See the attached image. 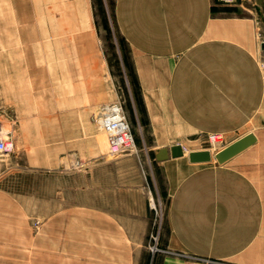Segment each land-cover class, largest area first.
Segmentation results:
<instances>
[{"label":"rangeland","instance_id":"374dc122","mask_svg":"<svg viewBox=\"0 0 264 264\" xmlns=\"http://www.w3.org/2000/svg\"><path fill=\"white\" fill-rule=\"evenodd\" d=\"M115 5L116 0H0L2 9L8 6L17 18L10 24L4 22L10 14L1 15L2 25L14 28L0 29V122L13 142L12 151L0 157V212L4 209L7 216L2 218L9 220L0 221V229L8 223L12 229L3 233L6 238L27 236L14 242L19 264L32 258L39 239L60 264H86L93 258L89 249L102 240L110 250L124 252L125 264H153L175 256L162 250L170 244V175L154 158L160 143L142 139L147 129L138 126L132 112L136 54L120 32ZM257 22L261 25L259 18ZM259 59L264 70V54ZM117 98L134 146L109 153L95 114L100 104ZM63 103L71 111H58ZM83 105L84 111H76ZM74 111L94 119L91 140L98 157L90 163L83 139L79 158L69 153L46 163L45 134L64 128L48 124V117L72 118ZM211 133L217 132L183 139V159L193 149L216 152L231 139L219 133L220 140L212 143ZM98 134L101 143L95 141ZM204 163L218 164L215 159ZM91 217L97 218L92 225ZM66 226L73 230L67 233Z\"/></svg>","mask_w":264,"mask_h":264},{"label":"crops","instance_id":"0c3cea01","mask_svg":"<svg viewBox=\"0 0 264 264\" xmlns=\"http://www.w3.org/2000/svg\"><path fill=\"white\" fill-rule=\"evenodd\" d=\"M3 14H10L5 23L17 21L13 10L0 6V29L14 28L2 25ZM115 15L136 54L132 112L147 129L142 139L160 143L154 151L207 132L231 136L229 143L249 132L256 136L222 164L189 163L184 155L157 161L171 188L170 244L162 250L175 256L153 264H264V0H236L233 7L212 0H116ZM61 106L58 111H71ZM78 112L48 117V124L64 128L45 134L46 163L69 153L79 158L83 139L90 163L98 157L91 140L94 119ZM45 246L44 258L58 264ZM89 250L93 258L86 264H125L124 252L110 250L103 240Z\"/></svg>","mask_w":264,"mask_h":264},{"label":"built area","instance_id":"2783aa9c","mask_svg":"<svg viewBox=\"0 0 264 264\" xmlns=\"http://www.w3.org/2000/svg\"><path fill=\"white\" fill-rule=\"evenodd\" d=\"M222 4H232L236 0H215ZM95 120L98 127L106 134V143L109 153H115L123 148L134 146V138L131 127L127 121L123 103L117 98L114 101L102 103L98 106L95 114ZM219 133H211L209 139L212 143L220 140ZM13 149V142L9 135V131L5 130L0 122V157L7 155ZM80 166V162L76 161L75 166Z\"/></svg>","mask_w":264,"mask_h":264},{"label":"water","instance_id":"95a60500","mask_svg":"<svg viewBox=\"0 0 264 264\" xmlns=\"http://www.w3.org/2000/svg\"><path fill=\"white\" fill-rule=\"evenodd\" d=\"M261 48H264V43L261 44ZM255 141V134L253 132H249L228 143L214 154H212L209 148L189 150L187 151V160L189 163L210 162L213 155L216 162L218 164H222L251 146L253 143H255ZM183 155L184 151L179 143H175L169 148L160 147L154 151V158L157 161H162L169 157H181Z\"/></svg>","mask_w":264,"mask_h":264},{"label":"bare ground","instance_id":"6f19581e","mask_svg":"<svg viewBox=\"0 0 264 264\" xmlns=\"http://www.w3.org/2000/svg\"><path fill=\"white\" fill-rule=\"evenodd\" d=\"M97 133H98V131H97ZM96 140L99 143L103 142L102 135L101 134H98L96 136ZM210 150H211L212 154L215 153V152L212 151V149H210ZM185 155H186V153H184V156ZM214 159L215 158L212 155V159H211L210 162H213ZM152 205H153V203H152ZM2 216H7V215H5L4 209H3L2 212H0V217H2ZM3 218H5V217H3ZM5 226H7L8 228L5 227L3 229H0V239L1 238L4 239L3 241H0V264H5V263L6 264H10V263L11 264H19L20 261L17 258V253H18L17 252V244H15L14 242H16V241L18 242V239L20 240L21 238H22V240H27L28 238H27V236H25V237H21L20 236V238H13V237L7 236V238H6V235L7 234L5 235L3 233L6 232V231H8V230H10V229H12V228H11V225H9L8 223H6ZM65 231L67 233L69 232V228L67 226L65 227ZM3 235H5V236H3ZM23 238H25V239H23ZM45 245H47V244H45L43 240L39 239L36 242V244H35V251H33L34 254H33L32 258H30L24 264H53L52 263L53 262L52 259L49 258V257L48 258L47 257L44 258V255L41 252L42 248H45L46 247ZM156 249H157L156 246H152L150 248V250L153 251V252Z\"/></svg>","mask_w":264,"mask_h":264}]
</instances>
